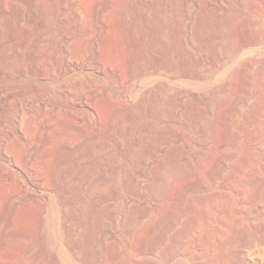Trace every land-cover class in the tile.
I'll list each match as a JSON object with an SVG mask.
<instances>
[{
  "label": "rangeland",
  "instance_id": "rangeland-1",
  "mask_svg": "<svg viewBox=\"0 0 264 264\" xmlns=\"http://www.w3.org/2000/svg\"><path fill=\"white\" fill-rule=\"evenodd\" d=\"M0 95V264H264V0H0Z\"/></svg>",
  "mask_w": 264,
  "mask_h": 264
},
{
  "label": "bare ground",
  "instance_id": "bare-ground-1",
  "mask_svg": "<svg viewBox=\"0 0 264 264\" xmlns=\"http://www.w3.org/2000/svg\"><path fill=\"white\" fill-rule=\"evenodd\" d=\"M8 4V3H7ZM6 6V5H5ZM8 8V7H7ZM3 10L4 11H6V8H3ZM66 40H63L62 41V49H63V52L64 53H66L67 52V47H66ZM87 69H89L88 68V66L87 65H85V64H83V63H79V64H73L72 62H71V60L70 59H68V58H66V57H62L61 58V61H60V64H59V67L56 69L58 72H59V74L60 75H66V74H71V73H73V72H75V71H77V70H87ZM45 72V71H44ZM54 73V72H53ZM53 73H49V74H47L46 72L45 73H43V71H42V73H41V75L39 76V78L40 77H42L41 78V80L42 81H45V80H49V81H54L55 80V77H54V74ZM138 74V73H137ZM140 74V73H139ZM146 74V73H145ZM139 76V75H138ZM137 76V77H138ZM139 77H141V75L139 76ZM40 80V79H39ZM70 86L68 85V84H66V83H63V82H61L59 85H58V87H57V94L59 95V96H61V97H67L69 94H70ZM45 94V93H44ZM45 96V95H44ZM43 96V94H42V98H41V100H40V102H38L39 104H37L38 106L41 104H45V105H49L50 106V104H48L49 102L47 101V99L45 98ZM80 98V97H79ZM7 99H8V96H5V95H0V102H7ZM34 101V100H33ZM48 102V103H47ZM76 102L78 103L77 105H83V106H85L86 107V103L84 102V100L82 99V97L80 98V99H77L76 100ZM35 103H37V102H35ZM60 104H61V102H60ZM32 105H34L33 104V102L31 101V100H27V101H25V102H21L16 108H14L13 109V118H14V122L16 123V125L17 126H20V124L21 123H23L24 121V123H26V124H28L29 123V119L28 118H30L31 116H32V114H33V106ZM63 105V104H62ZM48 106V107H49ZM59 105H56V106H51L52 107V110L54 109V110H58V107ZM48 107H46V108H48ZM54 107V108H53ZM36 110V109H35ZM38 110V109H37ZM54 118V117H53ZM56 119H59V118H56ZM52 118H51V116L49 117V116H46L41 122L39 121L38 123V126L35 128V126H31V124L29 125V126H31L32 127V129L33 128H35V130L33 129V131L31 132V130H30V134L29 135H26V134H24L23 133V131H22V129H21V127H17V129H16V132L19 134V135H21V137H23V141L25 142V145H26V147H27V152L25 153V155H23L24 157H23V161L25 162V164L26 165H29V164H31V162H32V160H33V157L36 155L35 154V152H36V149H35V144H36V147H37V145H38V147H43L44 146V143L45 142H49V135H50V131H51V129H52V127H51V125H53L51 122H52ZM27 121H28V123H27ZM33 122V121H32ZM31 122V123H32ZM54 122V121H53ZM34 123V122H33ZM64 124V123H63ZM70 124V123H69ZM68 124V125H69ZM23 125V124H22ZM62 125V124H61ZM66 125V124H65ZM72 125L73 124H71V125H69V126H71L72 127ZM74 126V125H73ZM30 127V128H31ZM60 127V129L62 128V133L60 132V134L58 135H56V136H58L57 138H56V142L57 141H59V142H57V143H59L58 144V146L62 149V148H64V149H71V148H74L75 147V144H74V146L71 144V142H73L74 141V135L73 134H70V133H66L70 128L68 127L67 128V125L64 127L65 128V130H64V128L62 127V126H59ZM57 128V127H56ZM59 128H58V130H60ZM68 129V130H67ZM72 130L74 129L73 127L71 128ZM65 132H64V131ZM69 132V131H68ZM71 132V131H70ZM55 133V132H54ZM57 133V132H56ZM59 133V132H58ZM73 135L74 137H73V141H72V138L70 139V138H68L67 137V135ZM52 138H53V136H52ZM76 139H78L77 137H75ZM36 140L35 141V144L34 143H32L31 142V140ZM59 139V140H58ZM69 139V140H68ZM79 140V139H78ZM78 140H76L77 142H78ZM53 142V141H52ZM75 142V141H74ZM76 143V142H75ZM16 144V143H15ZM14 144V147H16V145ZM53 144H54V142H53ZM77 144V143H76ZM19 146H20V144H18ZM54 145H57V144H54ZM1 146H2V142H0V148H1ZM12 146V145H11ZM23 146V145H22ZM45 146H46V143H45ZM44 146V147H45ZM73 146V147H72ZM13 147V148H14ZM18 147V146H17ZM16 147V148H17ZM24 147V146H23ZM26 147H24V148H26ZM41 147V148H42ZM57 147V146H56ZM54 149H56V148H54ZM63 149V150H64ZM16 150H18V149H16ZM59 150V149H58ZM67 150V151H68ZM66 151V150H65ZM65 151H63V153L65 152ZM70 151V150H69ZM68 151V152H69ZM1 152V151H0ZM58 152V151H57ZM50 153V152H49ZM54 153H56V152H54ZM59 153V152H58ZM62 153V152H61ZM62 153V154H63ZM66 153V152H65ZM52 154V153H51ZM1 155H2V158H3V160H6V161H10V162H12L11 160H10V158H9V156H7L6 154H4V152H1ZM48 155V154H47ZM46 155V156H47ZM50 155V154H49ZM59 155V154H58ZM45 156V157H46ZM54 156V155H53ZM60 156V155H59ZM51 157H52V155H51ZM35 158V157H34ZM49 158V157H48ZM45 159V158H44ZM52 159H54V158H52ZM58 159V158H57ZM62 159V158H61ZM60 159V160H61ZM46 161L48 160V159H45ZM50 160V159H49ZM56 160V159H55ZM59 161V160H58ZM43 162V161H42ZM48 162V161H47ZM44 163V162H43ZM50 163H51V161H50ZM49 163V164H50ZM57 163V162H56ZM55 163V164H56ZM24 164V163H23ZM45 164H47V163H45ZM59 164H61V163H59ZM32 165V164H31ZM30 165V166H31ZM52 165V164H51ZM57 165H58V163H57ZM62 165V164H61ZM30 166H29V169L28 170H30ZM50 166V165H49ZM53 166V165H52ZM48 167V166H47ZM54 167V166H53ZM58 167V166H57ZM165 169H163V171H162V173H164L165 174V178H168V181L167 182H169L170 180L169 179H171V181L174 179V181L175 180H177L178 178H179V176L182 174V173H184L183 172V167L179 164V162L177 163H171V165H165ZM185 167V166H184ZM26 168V167H25ZM56 168V167H55ZM60 168V167H59ZM62 169V168H61ZM26 170V169H25ZM31 170H32V167H31ZM57 170V169H56ZM24 171V170H23ZM60 172H61V170H59ZM24 172H27V171H24ZM28 173V172H27ZM26 173V174H27ZM55 173V172H54ZM57 173H58V171H57ZM1 174V173H0ZM98 176H100V175H98ZM98 176L97 175H95L94 176V180H96V179H98ZM162 176V175H161ZM164 176V175H163ZM162 176V177H163ZM27 177V176H26ZM2 178V177H1ZM164 178V181L165 180H167V179H165ZM3 179V178H2ZM27 180H28V182H29V185H33V186H40V183L39 182H37V181H35V180H33V179H31V177L28 175V177L26 178ZM37 180V179H36ZM163 180V179H162ZM170 181V182H171ZM3 183H4V181H3ZM162 183V182H161ZM165 183H166V181H165ZM165 183L164 184H162V185H164V187H165ZM2 183L0 182V233L2 234V230H3V228L5 229V225H7V224H9V223H7V224H5L4 225V222L2 223V219H1V210H2V205H3V199H2V196L4 197L5 196V194L4 195H2L3 194V191H5V189H4V187L5 186H3V185H1ZM167 184V186H169L168 185V183H166ZM4 185H6V184H4ZM42 185V184H41ZM161 185V186H162ZM158 186H160V185H158ZM160 186V187H161ZM159 187V188H160ZM163 187V188H164ZM170 187V186H169ZM43 188V187H42ZM4 189V190H3ZM7 189H9V188H7ZM6 189V190H7ZM40 189H41V187H40ZM158 189V188H157ZM161 189V188H160ZM165 189V188H164ZM164 189H161V190H164ZM161 190H160V192H161ZM19 191V190H18ZM17 191V192H18ZM24 191V190H23ZM51 191V190H50ZM26 192V191H25ZM52 192V191H51ZM8 193V192H7ZM22 193H24V192H19V193H16L15 192V195L12 193V195L13 196H11L10 198H9V200H8V204H7V207H8V209L10 210V212L11 211H14V209L22 202V200H23V197L25 198V195H23ZM162 193H163V191H162ZM24 194H26V193H24ZM161 194V193H160ZM11 195V194H10ZM27 196H28V193H27ZM26 196V197H27ZM30 197V196H29ZM34 197V196H33ZM32 197V198H33ZM42 197V196H41ZM31 198V197H30ZM25 199H27V198H25ZM29 199V198H28ZM39 200V199H38ZM23 202H26L25 200H23ZM22 205V204H21ZM28 205V204H27ZM26 209H27V207H26ZM23 212H24V210H22ZM32 211V210H31ZM40 211V210H39ZM9 212V211H8ZM9 212V213H10ZM22 212V213H23ZM29 212H30V210H29ZM33 212V211H32ZM16 213H17V211H16ZM14 214V213H13ZM29 214V213H28ZM33 214H35V213H33ZM32 214V215H33ZM9 215V214H8ZM37 215H38V213H37ZM39 215H40V213H39ZM11 216V215H10ZM30 217V216H29ZM32 217V216H31ZM14 218V217H13ZM9 220V219H8ZM31 221V220H30ZM23 222H24V220H23ZM33 222V221H32ZM31 222V223H32ZM31 223H30V225H31ZM28 226V225H27ZM37 229V228H36ZM0 234V235H1ZM4 234V233H3ZM25 235V234H24ZM2 236V235H1ZM22 236V235H21ZM26 236V235H25ZM16 237V236H15ZM19 237V236H18ZM27 237V236H26ZM2 238V237H1ZM17 238V237H16ZM24 238V237H23ZM19 239L21 240V238H17L16 240H18L19 241ZM23 240H25V239H23ZM28 241V240H27ZM0 242H1V240H0ZM25 241H23V243H24ZM26 243V242H25ZM31 246V245H30ZM30 246H29V248H30ZM27 247V246H26ZM26 251V250H25ZM28 253H30V252H28ZM34 253V252H33ZM30 256H33L32 254L30 255ZM9 258V257H8ZM8 258H6V259H8ZM11 258V257H10ZM10 264H12V263H10Z\"/></svg>",
  "mask_w": 264,
  "mask_h": 264
}]
</instances>
